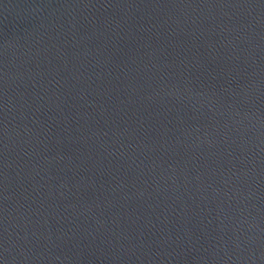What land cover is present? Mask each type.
<instances>
[{
    "label": "water",
    "instance_id": "water-1",
    "mask_svg": "<svg viewBox=\"0 0 264 264\" xmlns=\"http://www.w3.org/2000/svg\"><path fill=\"white\" fill-rule=\"evenodd\" d=\"M0 264H264V0H0Z\"/></svg>",
    "mask_w": 264,
    "mask_h": 264
}]
</instances>
